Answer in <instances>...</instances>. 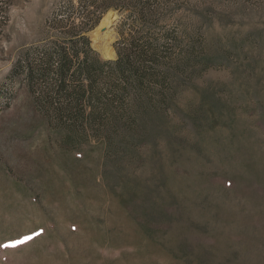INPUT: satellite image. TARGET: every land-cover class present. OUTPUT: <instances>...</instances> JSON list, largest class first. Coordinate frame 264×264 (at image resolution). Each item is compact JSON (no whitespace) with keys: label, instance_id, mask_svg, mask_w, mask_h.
<instances>
[{"label":"rangeland","instance_id":"1","mask_svg":"<svg viewBox=\"0 0 264 264\" xmlns=\"http://www.w3.org/2000/svg\"><path fill=\"white\" fill-rule=\"evenodd\" d=\"M0 264H264V0H0Z\"/></svg>","mask_w":264,"mask_h":264},{"label":"bare ground","instance_id":"2","mask_svg":"<svg viewBox=\"0 0 264 264\" xmlns=\"http://www.w3.org/2000/svg\"><path fill=\"white\" fill-rule=\"evenodd\" d=\"M103 54L107 55V54H109V51H105Z\"/></svg>","mask_w":264,"mask_h":264}]
</instances>
